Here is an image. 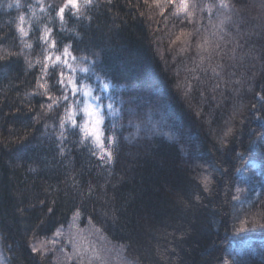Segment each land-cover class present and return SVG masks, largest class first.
<instances>
[{
    "label": "trees",
    "instance_id": "16d2710c",
    "mask_svg": "<svg viewBox=\"0 0 264 264\" xmlns=\"http://www.w3.org/2000/svg\"><path fill=\"white\" fill-rule=\"evenodd\" d=\"M66 2L0 0V264H80L74 219L119 264H264V0Z\"/></svg>",
    "mask_w": 264,
    "mask_h": 264
},
{
    "label": "rangeland",
    "instance_id": "374dc122",
    "mask_svg": "<svg viewBox=\"0 0 264 264\" xmlns=\"http://www.w3.org/2000/svg\"><path fill=\"white\" fill-rule=\"evenodd\" d=\"M88 120V118L86 117ZM87 122V121H86ZM101 124L87 123L89 129V137L91 136V129L95 127L97 135L100 137ZM95 231L90 225H80L77 219L72 221L64 228L57 229L50 237L51 243L62 246L63 249L68 250L67 254L78 258L80 264H119L120 260L111 248H106L101 242L96 239Z\"/></svg>",
    "mask_w": 264,
    "mask_h": 264
},
{
    "label": "snow or ice",
    "instance_id": "6c2138e0",
    "mask_svg": "<svg viewBox=\"0 0 264 264\" xmlns=\"http://www.w3.org/2000/svg\"><path fill=\"white\" fill-rule=\"evenodd\" d=\"M92 2V0H84V5L83 6H88L90 5ZM9 7H12L13 5L9 4ZM17 7H19V5H16ZM71 7V9L73 10V14L74 15H78L80 14V8L82 7L79 0H67L66 4L64 7L60 8L58 11V15L60 16V19L63 20L64 18V10L67 7ZM223 7H227L226 4H222ZM180 9L186 11L187 10V3L186 0H181L180 2ZM21 20H23V17H20ZM46 31H50V30H46ZM54 46V45H53ZM67 51V50H65ZM59 59V58H57ZM82 71H87V69H82ZM63 82V81H62ZM72 83V90L73 93H82L83 97H85V100L83 101V108L81 109L79 106H77V108L75 110H69L66 109V117L68 119V121L72 124L73 127H79L81 133L87 138L89 136V129L87 128L86 124L87 123H94L95 125H98L102 122L103 117L101 115V109L103 108L102 103L100 102L102 100L101 96H97L93 94V90L91 89L90 86H85V87H77L75 85L74 82H70ZM104 89H107L109 87V85L107 83H104L102 86ZM86 88V90H85ZM51 99V97H50ZM64 99H67V96L64 97ZM52 105H49V108H51ZM107 109L109 112L114 111L113 109V105L111 103H109L107 105ZM83 112V115L85 117L88 118L86 124H78L77 120H76V115L80 112ZM61 127H64V122H61ZM91 136L95 138V142H97L99 144V146L101 147V149H103V144L99 143L100 142V137L99 135H97L96 129L95 127H93L91 129ZM111 143V141H110ZM108 159L111 160V153L109 152L108 155ZM78 215V213H77ZM246 221H242L241 225H240V229H244L246 227ZM262 227H264V225H261ZM33 252L38 251L37 248L33 247L32 249Z\"/></svg>",
    "mask_w": 264,
    "mask_h": 264
}]
</instances>
